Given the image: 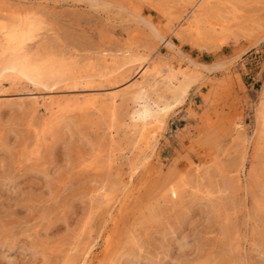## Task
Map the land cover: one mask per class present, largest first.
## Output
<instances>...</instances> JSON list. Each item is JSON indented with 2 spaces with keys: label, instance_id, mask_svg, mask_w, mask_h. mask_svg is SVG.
I'll list each match as a JSON object with an SVG mask.
<instances>
[{
  "label": "rangeland",
  "instance_id": "374dc122",
  "mask_svg": "<svg viewBox=\"0 0 264 264\" xmlns=\"http://www.w3.org/2000/svg\"><path fill=\"white\" fill-rule=\"evenodd\" d=\"M198 1L0 0V264H96L166 108L153 182L108 264H264V0ZM24 16L26 54L59 74L9 79L4 35ZM77 74L84 86L60 80Z\"/></svg>",
  "mask_w": 264,
  "mask_h": 264
},
{
  "label": "bare ground",
  "instance_id": "6f19581e",
  "mask_svg": "<svg viewBox=\"0 0 264 264\" xmlns=\"http://www.w3.org/2000/svg\"><path fill=\"white\" fill-rule=\"evenodd\" d=\"M210 1H212V0H204V6L203 7H205V5H207V4L209 5ZM138 17L141 18V16H138ZM29 18H30L29 16H24V20H23L22 24L16 25L13 28L8 29L4 35V41L8 45V50L15 52V57L10 62L9 66L7 65L8 68L6 69V72L8 73L9 77H11L9 79H11V80L14 79V80H16V82L17 81L19 82L21 80L41 81L44 79V77L46 75H48V76L49 75H57L60 73L59 72L60 66H58L59 64H57L55 62H51L50 60H44V61L40 62L37 59H33L32 57H30L26 54L27 43L29 40H31L33 38L34 32H35L34 31V25L30 22ZM142 19L145 20V18H143V17H142ZM145 21L147 22V24H150V26L154 25L151 21L147 20V18ZM200 26H201L200 19L198 18V16L196 17L194 15V20L192 23H190V29H192L193 32H195V31L197 32V31H199ZM224 29L225 28H222L221 30L224 31ZM153 32H154V35L156 36V38H158L162 44L164 43L169 50L178 49L175 44H173L171 41H169L167 39V37L164 35V33L161 31V29L158 26H154ZM11 51H10V53H11ZM190 60L191 59H189V61ZM191 62H193V60H191ZM150 66H148V68L142 67V68H144V69H142L143 74L148 73L149 71H151V69L154 68V67H152V66L150 67ZM169 66H171V65H169ZM129 67H127V68L130 69ZM201 67L208 69V70H214V69H218L219 66L204 64V65H201ZM139 68H141V66ZM166 68H167V66H166ZM164 69H162V70H164ZM78 75L79 74L72 75V76H63L60 80L62 81L63 85H72L71 87H73V88L79 87V86H81V84H83L82 81L84 79H83V77L81 78V76L79 77ZM84 81H86V80H84ZM107 81L109 82V80H107ZM139 84L140 83H137V85H139ZM87 85H88V83H87ZM83 86H84V84H83ZM90 86H92V85H90ZM138 88H137V90H138ZM140 88H141V86H140ZM189 88L190 87L187 86L184 89L183 94H182V98L174 104V107H178V106L185 104L187 97H188V94H189ZM104 94H106V93H104ZM107 100L111 101V102H108L107 104L102 105L101 111L107 113V115L112 120L111 124H113L116 120L115 118H116L117 96H115V95L114 96H108ZM89 104H90V102H85L83 104V106L87 107V105H89ZM92 105H94V104L92 103ZM54 106L62 107V105L60 103L52 102L50 104V107L53 108ZM170 110H171V108L164 109L163 110L164 117H163L162 121H158L155 124L156 129L155 130L154 129L148 130V134H149V138H150L149 140H152V142L149 145V149H151V154L148 156L147 154L150 151L147 152V154H144L147 157L145 156L144 159L140 162V164L138 166L136 164H134L136 166L133 169L131 176L137 175L142 168H144L146 171L143 172V174H140L138 176V178L136 177L137 179L132 181V183L129 185L130 187H128L126 195H124L125 196L124 199L119 203V206H117L116 210H114V211L111 210L112 212L109 215L111 229L109 230L108 235L105 238L103 251L100 254H98L94 259L92 258L94 260V262H96V264H108L111 261V259L116 255L118 247L116 246V242H115L116 239L115 238L120 234L122 227L128 222V218H130L131 216L135 217L136 216L135 211L138 208H141L143 206V201H144L143 196L145 195V193H147L148 188L152 184L153 178H154L151 160H152L153 156L155 155V151H156L157 146H158L157 141H158V138H160L159 136L161 135V130H162V125H163L164 119H165V117H167ZM147 119H148V117H147ZM60 121H61V119L58 118V121L55 124L53 123L51 125L50 124L47 125V128H45V130L43 131L44 134L45 133H46L45 135L51 134V136H52L54 134L53 129H55L57 126L60 125ZM152 121H153V119H152ZM146 132H147V130H146ZM142 155H143V153H142ZM131 176H129V177L132 178ZM132 179H130V182ZM121 199H122V197H121ZM118 200H120V199H118ZM114 206H115V203H114ZM93 249L94 248H92L90 250V252L88 253V256L93 254L92 253ZM88 258L89 257H87L86 260L83 261L82 264H88V262H89ZM90 262H91V260H90Z\"/></svg>",
  "mask_w": 264,
  "mask_h": 264
}]
</instances>
